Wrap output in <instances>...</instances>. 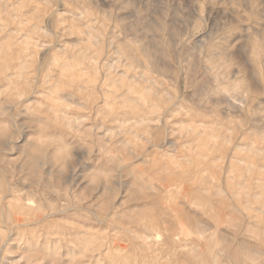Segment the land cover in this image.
Segmentation results:
<instances>
[{"label":"rangeland","instance_id":"1","mask_svg":"<svg viewBox=\"0 0 264 264\" xmlns=\"http://www.w3.org/2000/svg\"><path fill=\"white\" fill-rule=\"evenodd\" d=\"M0 264H264V0H0Z\"/></svg>","mask_w":264,"mask_h":264},{"label":"bare ground","instance_id":"2","mask_svg":"<svg viewBox=\"0 0 264 264\" xmlns=\"http://www.w3.org/2000/svg\"><path fill=\"white\" fill-rule=\"evenodd\" d=\"M233 179V178H232ZM232 179H230V180H232ZM229 180V179H228ZM217 193V192H216ZM218 195V194H217ZM246 196V195H245ZM260 196V195H259ZM238 198V197H237ZM257 198H259V197H257ZM256 198V199H257ZM251 199V198H250ZM255 200V199H254ZM259 200V199H258ZM252 201H253V199H252ZM167 242H168V240H167ZM196 249V248H195ZM214 259V258H213Z\"/></svg>","mask_w":264,"mask_h":264}]
</instances>
